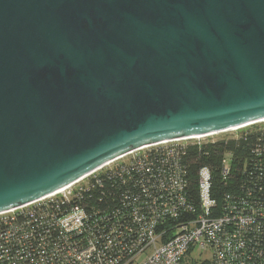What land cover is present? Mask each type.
I'll return each mask as SVG.
<instances>
[{
	"label": "water",
	"instance_id": "obj_1",
	"mask_svg": "<svg viewBox=\"0 0 264 264\" xmlns=\"http://www.w3.org/2000/svg\"><path fill=\"white\" fill-rule=\"evenodd\" d=\"M261 121L264 0H0V213Z\"/></svg>",
	"mask_w": 264,
	"mask_h": 264
},
{
	"label": "built area",
	"instance_id": "obj_2",
	"mask_svg": "<svg viewBox=\"0 0 264 264\" xmlns=\"http://www.w3.org/2000/svg\"><path fill=\"white\" fill-rule=\"evenodd\" d=\"M254 126L264 121L137 149L0 213V264H184L189 252L210 264H264V181L236 180L224 159L221 177L240 191L217 208L210 170L195 180L184 165L187 146Z\"/></svg>",
	"mask_w": 264,
	"mask_h": 264
},
{
	"label": "trees",
	"instance_id": "obj_3",
	"mask_svg": "<svg viewBox=\"0 0 264 264\" xmlns=\"http://www.w3.org/2000/svg\"><path fill=\"white\" fill-rule=\"evenodd\" d=\"M259 150L262 153L255 151ZM184 165L187 167V174L196 180L201 168H207L211 172L214 194H216V207L223 208L222 197L234 195L240 191L236 180L256 181L258 184L264 181V127L254 126L242 131L238 137L229 140H221L215 143H207L201 147L187 146L185 149ZM229 155V157H226ZM228 160L229 166L236 173L235 179L231 181L223 180L221 177L222 161ZM158 163V162H157ZM121 166H127L122 164ZM104 176H101L103 178ZM252 177V178H251ZM194 186L191 187L193 189ZM247 192L257 191L252 185H246ZM250 207V200H246L243 208ZM194 214L189 215L193 219ZM188 253L184 264L188 259L191 264H210L208 259L200 258Z\"/></svg>",
	"mask_w": 264,
	"mask_h": 264
},
{
	"label": "rangeland",
	"instance_id": "obj_4",
	"mask_svg": "<svg viewBox=\"0 0 264 264\" xmlns=\"http://www.w3.org/2000/svg\"><path fill=\"white\" fill-rule=\"evenodd\" d=\"M233 134H236L235 132L233 133ZM226 135H230V133L229 134H223V135H217V136H214L212 139H221V138H224ZM197 257V255L195 254L194 256H193V258H196ZM209 257L208 256H204L203 257V259H208ZM185 264H191L190 262H189V260L187 259L186 260V262H185Z\"/></svg>",
	"mask_w": 264,
	"mask_h": 264
},
{
	"label": "bare ground",
	"instance_id": "obj_5",
	"mask_svg": "<svg viewBox=\"0 0 264 264\" xmlns=\"http://www.w3.org/2000/svg\"><path fill=\"white\" fill-rule=\"evenodd\" d=\"M211 136V135H210ZM196 138H202V137H196Z\"/></svg>",
	"mask_w": 264,
	"mask_h": 264
}]
</instances>
